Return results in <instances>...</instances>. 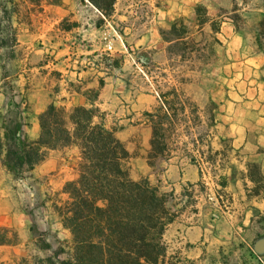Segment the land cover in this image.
<instances>
[{
	"label": "crops",
	"instance_id": "0c3cea01",
	"mask_svg": "<svg viewBox=\"0 0 264 264\" xmlns=\"http://www.w3.org/2000/svg\"><path fill=\"white\" fill-rule=\"evenodd\" d=\"M19 1L5 0L4 6ZM232 2L115 0L106 14L90 0H42L41 9L28 14L16 10L6 18L0 11V39L8 49L0 61V228L7 231L0 264H36L33 252L42 247L34 229L48 222L54 226L48 220L56 215V228L72 237L54 194L69 197L66 184L80 176L81 149L75 145L44 147L46 158L16 175L5 164L10 136L37 140L40 115L52 102L68 114L80 106L95 108L94 122L115 131L130 152L132 177L151 180L153 119L159 108L172 117L158 94L154 70L172 72L171 46L189 38L166 34L178 20H197L201 5L212 25ZM210 32L216 48L200 87L214 109L218 171L205 178L194 161L175 156L159 178L180 198L216 191V223H197L189 231L191 242L199 238L190 250L201 249V262H208L212 249H250L252 255L238 258L239 264H264V251L257 250L264 240V49L256 33L238 29L228 16ZM32 181L38 185L33 192Z\"/></svg>",
	"mask_w": 264,
	"mask_h": 264
},
{
	"label": "trees",
	"instance_id": "16d2710c",
	"mask_svg": "<svg viewBox=\"0 0 264 264\" xmlns=\"http://www.w3.org/2000/svg\"><path fill=\"white\" fill-rule=\"evenodd\" d=\"M90 1L106 14L115 2ZM197 11L201 16V7ZM261 27L264 33V19ZM95 112V108L80 106L68 114L52 102L40 115L37 140L10 136L5 164L18 176L46 158L44 147L81 149L80 176L66 184L69 199L57 207L63 225L72 233L70 248L37 264H160L167 255L164 235L178 216L176 194L132 177L130 152L115 131L94 122ZM157 127L153 119L150 164L164 150ZM6 232L0 228V244L6 242ZM61 254L66 257L60 258Z\"/></svg>",
	"mask_w": 264,
	"mask_h": 264
},
{
	"label": "rangeland",
	"instance_id": "374dc122",
	"mask_svg": "<svg viewBox=\"0 0 264 264\" xmlns=\"http://www.w3.org/2000/svg\"><path fill=\"white\" fill-rule=\"evenodd\" d=\"M41 1L20 0V4L16 6L11 3L4 6L5 0H0V11L6 18L10 15L9 13L16 10H22L28 14L30 11L40 10ZM50 1L57 2L58 0ZM200 7L203 11L197 20H178L172 30L166 34L169 39L189 37L186 41L179 40L171 46V51L176 54L172 72L154 70L155 79L160 82V84L158 83L160 86L157 88L158 94L171 111L172 117L165 118L163 109H158L155 120L164 150L152 158L153 164L149 162L150 174H154V177L151 180L149 177L142 179H147L152 186H158L163 191L170 190L159 176L166 172L168 160L175 156L185 157L189 161L195 162V156L201 154L207 162V177L210 178L218 171L215 168L218 153L212 141L215 125L214 109L203 99L200 87L202 76L205 74V70H208V60L216 48V40L210 37L211 29H216L224 17H231L238 29H242L246 33H256L259 46L264 49V33L261 27V22L264 19V0H233L232 6L221 8L218 14L219 18L212 25L207 24L212 18L208 14V8L203 5ZM131 10L133 8H130ZM206 24L208 26L204 29ZM115 28L118 30L119 25L116 24ZM0 44L1 61L8 53V49L4 39H0ZM191 67L194 70L193 74L190 72ZM191 74L193 76H190ZM191 79L194 80L192 83ZM191 84H193L192 88L189 86ZM27 175L29 176V174ZM35 182L32 181V192L33 189L38 188V185L34 187ZM210 191L209 189V195L203 197L190 194L187 198H180L176 195L175 209L178 211V216L164 235L167 255L160 264H239L238 258L242 256L249 258L252 255L250 249H244L243 253L233 249L222 250L218 253L216 249H212L208 252V262H201L199 257L201 249L190 250V245L194 241H199V238L198 240L194 238L195 240L191 242L190 228L201 222L214 224L218 219L216 209L220 199H218L216 191ZM60 194L58 190L54 194V203L58 207L69 199V197ZM186 204L188 205L187 211L185 210ZM197 210H203V213L199 216L193 215L192 212ZM57 217L56 215L48 220L52 221L54 226L46 222L47 225H42V228L34 229L33 234L37 235L42 247L41 251L33 252V260L36 264L40 259L53 256L63 248L67 250L70 248L69 241L72 237H67L63 229L56 228ZM64 257L66 254L60 255V258Z\"/></svg>",
	"mask_w": 264,
	"mask_h": 264
},
{
	"label": "built area",
	"instance_id": "2783aa9c",
	"mask_svg": "<svg viewBox=\"0 0 264 264\" xmlns=\"http://www.w3.org/2000/svg\"><path fill=\"white\" fill-rule=\"evenodd\" d=\"M109 49H112V45L109 44ZM195 163L199 166V168L202 171L203 176L206 178L207 174H208V170H207V162L205 160V157H203V155L201 154H197L195 156Z\"/></svg>",
	"mask_w": 264,
	"mask_h": 264
},
{
	"label": "water",
	"instance_id": "95a60500",
	"mask_svg": "<svg viewBox=\"0 0 264 264\" xmlns=\"http://www.w3.org/2000/svg\"><path fill=\"white\" fill-rule=\"evenodd\" d=\"M257 250L260 251V252L264 251V240H261V241L258 242Z\"/></svg>",
	"mask_w": 264,
	"mask_h": 264
}]
</instances>
